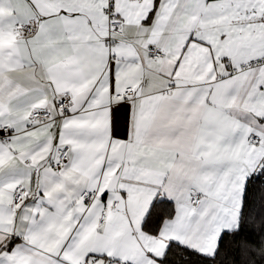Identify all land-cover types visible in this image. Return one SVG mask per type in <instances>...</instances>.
<instances>
[{
  "label": "snow or ice",
  "instance_id": "6c2138e0",
  "mask_svg": "<svg viewBox=\"0 0 264 264\" xmlns=\"http://www.w3.org/2000/svg\"><path fill=\"white\" fill-rule=\"evenodd\" d=\"M0 264H264V0H0Z\"/></svg>",
  "mask_w": 264,
  "mask_h": 264
},
{
  "label": "trees",
  "instance_id": "16d2710c",
  "mask_svg": "<svg viewBox=\"0 0 264 264\" xmlns=\"http://www.w3.org/2000/svg\"><path fill=\"white\" fill-rule=\"evenodd\" d=\"M193 259L195 260L196 258L194 257Z\"/></svg>",
  "mask_w": 264,
  "mask_h": 264
}]
</instances>
